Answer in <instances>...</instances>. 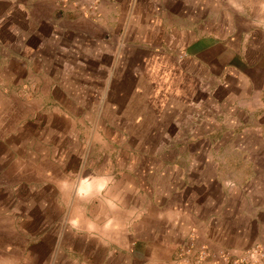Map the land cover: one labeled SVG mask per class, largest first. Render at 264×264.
I'll use <instances>...</instances> for the list:
<instances>
[{"label":"crops","instance_id":"0c3cea01","mask_svg":"<svg viewBox=\"0 0 264 264\" xmlns=\"http://www.w3.org/2000/svg\"><path fill=\"white\" fill-rule=\"evenodd\" d=\"M241 10L0 0V264H166L193 229L234 257L263 238L264 51Z\"/></svg>","mask_w":264,"mask_h":264},{"label":"rangeland","instance_id":"374dc122","mask_svg":"<svg viewBox=\"0 0 264 264\" xmlns=\"http://www.w3.org/2000/svg\"><path fill=\"white\" fill-rule=\"evenodd\" d=\"M237 1L241 5L242 10L238 14H230L229 17L238 20V34L246 36L250 44L264 51V0ZM98 6L99 0H58V7L61 12L75 11L81 16L90 19H96L98 17ZM232 26L234 31H237L235 25ZM232 31L231 29L230 32ZM260 106L261 116L264 117V92H262ZM259 128L261 133L264 134V123ZM229 175L231 179H237L235 173ZM238 177L240 178L239 175ZM230 185L228 192H236L235 189H231ZM260 196L262 201L264 199L263 188L260 190ZM247 206L246 204V213H248ZM263 228L264 226H262V230ZM194 231V229L189 231L186 242L176 248L172 258L166 264H205L208 262L218 264L220 260L226 262L225 264H264V236L257 241L256 239H247L246 242L249 243L247 247L241 248L239 255L237 254L234 257V254H231L234 251L230 250L229 253L225 252V254H221L220 250L212 252L207 247L199 245V235L197 234L196 236Z\"/></svg>","mask_w":264,"mask_h":264}]
</instances>
